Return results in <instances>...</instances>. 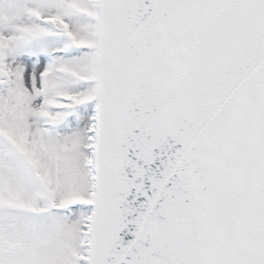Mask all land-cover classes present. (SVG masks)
Here are the masks:
<instances>
[{
    "label": "snow or ice",
    "instance_id": "1",
    "mask_svg": "<svg viewBox=\"0 0 264 264\" xmlns=\"http://www.w3.org/2000/svg\"><path fill=\"white\" fill-rule=\"evenodd\" d=\"M0 264H264V0H0Z\"/></svg>",
    "mask_w": 264,
    "mask_h": 264
}]
</instances>
